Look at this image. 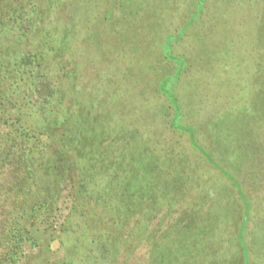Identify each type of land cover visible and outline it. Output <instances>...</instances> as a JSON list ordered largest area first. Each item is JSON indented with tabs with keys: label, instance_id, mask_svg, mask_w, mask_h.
<instances>
[{
	"label": "trees",
	"instance_id": "1",
	"mask_svg": "<svg viewBox=\"0 0 264 264\" xmlns=\"http://www.w3.org/2000/svg\"><path fill=\"white\" fill-rule=\"evenodd\" d=\"M191 1L202 16L208 0ZM132 4L0 0V264H264L248 187L264 180V152L260 160L250 146L264 128V10L243 60L256 77L233 88L239 97L249 83L245 105L198 122L193 108L205 114L213 105L192 107L167 88L192 65L173 54L194 25L184 13L165 25L168 43L156 39L149 53L148 90L116 94L124 74L81 84L98 55L108 74L134 69L114 49L131 18L142 12L147 21L141 1ZM235 109L247 120L231 160L219 150L225 131L237 130L225 117Z\"/></svg>",
	"mask_w": 264,
	"mask_h": 264
},
{
	"label": "rangeland",
	"instance_id": "2",
	"mask_svg": "<svg viewBox=\"0 0 264 264\" xmlns=\"http://www.w3.org/2000/svg\"><path fill=\"white\" fill-rule=\"evenodd\" d=\"M127 1L134 5L141 1L142 8L144 6V14H147V21L144 20L145 17L141 20L142 12L139 13L137 19L131 18L129 29L125 27L120 32L118 31L116 37L118 44L117 48L114 47L115 51L120 53V57L125 60L132 58L134 69H129L126 73L122 72L121 74H116L114 71L108 74V70L104 69L106 58L98 55V58L91 60L83 71L81 84L86 85L99 74L102 75L103 84L107 85L109 82L119 83L120 78L124 74L126 82L123 86L125 89H118L116 94H121L124 97L123 93L125 92H138L133 89H138L142 84H146L147 89L144 88V90H148L151 77L155 72L154 65L148 59L149 53L155 50L156 39H160L159 44L168 43L169 37H164L165 25L173 24L175 17L184 13L189 19L193 17L194 25L186 31L185 36L181 40L173 44V54L180 57L184 56V58L188 57L187 60L192 65L188 72L183 74L180 84L169 85L167 88L181 97L182 100H186V102H188L187 98H189L192 107L213 105L210 109L211 111L205 114L193 108L192 113L195 112L192 114L194 115L192 117L193 121L206 120L208 115H212L215 112L219 113L223 108L225 110V107L230 105V103H232V106L236 105L234 107L245 105L244 98L248 95L245 88H247L249 83L245 85L243 82L241 83L239 87L241 96L239 97H236L237 94L236 91H233V88L242 79L248 81L256 77L251 63H244L243 60L247 56L252 55L251 49L256 45L255 36L260 21L259 17L262 14V10H264V0H208L204 14L199 17H196L197 8L194 15L191 0H189L190 3L186 10L181 7L182 0ZM137 22L140 23V27H135ZM210 33L211 35H209ZM151 34L155 36L154 39ZM174 61L177 62V60ZM203 84L205 87H209V90H197L198 85L202 88ZM242 89L243 91L241 92ZM134 96L135 94L132 95V98ZM216 98L217 100H215ZM237 101L238 103L234 104ZM127 110L130 111L129 107H127ZM237 110L235 109L236 114L235 112L232 113L231 117L225 114V117L228 118L227 129L237 130L232 132L226 130L222 136V141H220L222 147L219 151L224 152L225 155H230L232 157L231 160L236 158L235 155L239 154L238 147L243 144L240 143L242 142L240 140L244 133V130H242L244 127H239L247 120L243 116H238ZM225 119L221 116L218 117L219 124ZM212 133L211 129H208V135L213 137ZM253 136H255V141H252L250 146L255 147L261 160L264 152V128L259 127L256 129L253 132ZM206 144H208L207 140ZM229 164L234 165V162L230 161ZM234 167L237 168V166ZM258 168L263 170L264 177V165L258 164ZM252 182L249 181L248 187L257 214H255L257 216V226L254 230L256 235H262L260 236L261 238L257 237V239L259 240V245H261V254L263 255L261 262L264 263V219H262V214H264V180H259L258 184L253 179ZM182 207H185V205ZM254 222L250 225V228L254 227ZM164 223H168V219ZM155 226L156 222L154 221L151 228ZM147 254L148 248L147 250L140 249L138 251V255L143 258Z\"/></svg>",
	"mask_w": 264,
	"mask_h": 264
}]
</instances>
